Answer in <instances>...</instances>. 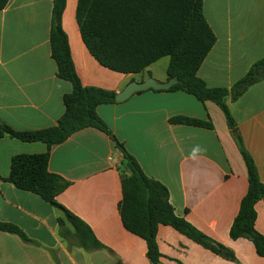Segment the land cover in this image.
I'll list each match as a JSON object with an SVG mask.
<instances>
[{"label":"crops","instance_id":"1","mask_svg":"<svg viewBox=\"0 0 264 264\" xmlns=\"http://www.w3.org/2000/svg\"><path fill=\"white\" fill-rule=\"evenodd\" d=\"M78 0H65L61 26L76 73L85 87L122 91L131 82H167L151 64L139 74L100 66L85 48L77 26ZM53 0H9L0 11V123L15 131L53 127L64 112L71 84L57 77L50 53ZM203 14L215 44L197 76L209 88H231L264 56V0H203ZM226 105L264 185V80L228 99ZM97 114L146 176L163 184L176 216L230 249L225 260L169 226L157 229L163 264H264L247 239L232 240L230 226L247 191V170L225 116L214 103L182 91L147 90L121 103L100 105ZM185 117L211 129L171 123ZM49 151L48 171L68 186L56 202L78 217L105 249L86 250L60 232L63 213L39 196L0 180V222L13 224L29 239L0 231V264H150L145 242L127 232L118 204L121 152L94 128L83 129L49 150L43 143L0 138V178L9 176L16 155ZM255 230L264 236V201L255 205ZM68 236L72 227L65 222Z\"/></svg>","mask_w":264,"mask_h":264},{"label":"trees","instance_id":"2","mask_svg":"<svg viewBox=\"0 0 264 264\" xmlns=\"http://www.w3.org/2000/svg\"><path fill=\"white\" fill-rule=\"evenodd\" d=\"M8 2L0 0V11ZM64 8L65 0H53L49 34L50 53L57 67V77L71 84V92L62 98L64 112L55 126L41 130L15 131L0 123V138L43 143L49 150L83 129L99 130L121 152L122 160L117 171L122 198L118 212L124 229L145 242L146 258L150 264H163L156 238L160 225L173 228L225 260L235 261L230 249L198 231L184 218L176 216L167 188L144 174L135 158L99 117L97 107L115 104L116 93L82 85L61 26ZM75 18L85 48L100 66L121 74H139L151 64L168 57L167 78H176L178 83L167 91H182L201 103L210 101L221 109L245 163L248 183L230 226L229 237L232 240H249L256 254L264 257V236L255 230V205L264 201V185L226 105L228 99H237L249 87L264 80V56L231 88L207 87L197 72L215 44V35L203 14V0H78ZM170 122L212 128L209 122L185 117L173 118ZM48 161L49 151L16 155L11 159L9 176L0 180L11 183L19 190L31 192L59 209L63 213V218L57 219L60 232L67 238L73 237L77 246L86 250L105 249L84 222L56 202V197L67 188L68 183L48 171ZM65 222L73 229L68 236L63 228ZM0 231L29 242L13 224L0 222Z\"/></svg>","mask_w":264,"mask_h":264},{"label":"water","instance_id":"3","mask_svg":"<svg viewBox=\"0 0 264 264\" xmlns=\"http://www.w3.org/2000/svg\"><path fill=\"white\" fill-rule=\"evenodd\" d=\"M177 83L178 79L176 78L169 79L165 83H158L153 78H148L141 83L131 82L127 84L122 91L116 94L115 101L116 103H121L130 98L133 94L147 90L167 91Z\"/></svg>","mask_w":264,"mask_h":264},{"label":"rangeland","instance_id":"4","mask_svg":"<svg viewBox=\"0 0 264 264\" xmlns=\"http://www.w3.org/2000/svg\"><path fill=\"white\" fill-rule=\"evenodd\" d=\"M168 57H164V58H162V59H160V60H158V62L153 66V71H154V73H157V72H164V67H163V65L166 63V62H168Z\"/></svg>","mask_w":264,"mask_h":264}]
</instances>
